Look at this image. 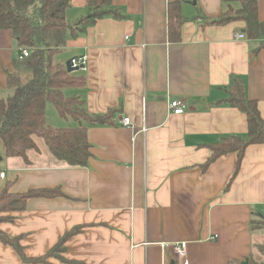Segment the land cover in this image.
Instances as JSON below:
<instances>
[{
	"label": "crops",
	"instance_id": "crops-1",
	"mask_svg": "<svg viewBox=\"0 0 264 264\" xmlns=\"http://www.w3.org/2000/svg\"><path fill=\"white\" fill-rule=\"evenodd\" d=\"M90 1H71L65 19L74 29ZM179 1L188 21L175 43L169 40L168 8ZM188 2L113 0L123 18L106 16L69 34L65 59L54 64L66 68L67 61L87 55L89 67L75 72L84 75L85 86L63 94L83 99L91 116L112 118L91 126L63 119L47 104L48 125L87 128L93 153L87 166L59 161L39 137L27 160L7 156L3 144L0 192L8 186L15 194L62 193L32 198L24 211L3 214L15 219L0 223V230L21 237L26 257H43L78 227L82 232L68 238L64 260L53 257L48 264H172L173 245L185 242L189 264H244L261 255L256 246L264 245V230L252 231L251 221L264 216V144L247 147L230 187L236 154L202 167L212 143L247 135L246 114L225 103L233 79L243 81L264 119V50L255 54L258 41L237 39L245 34L242 21L204 25L222 17L224 1ZM258 15L264 22V0ZM20 49L11 31H0V98L8 92L5 71L13 70ZM170 100H184L188 109L172 114ZM123 114L133 127L118 122ZM0 264L28 263L0 243Z\"/></svg>",
	"mask_w": 264,
	"mask_h": 264
},
{
	"label": "trees",
	"instance_id": "trees-1",
	"mask_svg": "<svg viewBox=\"0 0 264 264\" xmlns=\"http://www.w3.org/2000/svg\"><path fill=\"white\" fill-rule=\"evenodd\" d=\"M72 0H0V31L9 30L15 36L17 44L30 51L27 58H18L13 63V70L5 71L7 80L6 98H0V139L3 141L5 154L9 157H23L27 152L38 148L34 139H43L56 159L70 166H87L93 157L92 145L87 137V128H54L47 124L46 106L53 103L64 119L71 117L75 121H85L91 126L108 125L112 113L108 115H89L81 98L66 97L65 88H81L86 84L83 74H69L65 66L54 64L53 59L62 52L69 34L84 31L91 24L106 16L115 19L123 14L113 7V0H91L89 13L80 19L74 27L65 19L66 11L72 6ZM226 4L222 17L206 19L204 25L224 26L231 22L242 21L248 40L258 41L253 53L264 50V22L259 17V0H222ZM238 5V7H237ZM188 21L182 14V2H172L168 8V32L171 42H180L182 26ZM225 103L244 112L248 118L246 136L230 135L212 143L208 147L211 155L203 165L207 170L213 162L228 154H236V169L229 182V187L239 173L247 147L264 144V119L261 117L258 103L247 98L246 89L241 79H233L228 88ZM228 188V187H227ZM62 196L58 189H36L27 193L15 194L9 187L0 192V223L12 222L15 216H4L9 212L20 213L26 209L32 198H51ZM252 231L264 230V216L258 215L251 221ZM78 227L67 232L59 242L38 259L26 257L21 237H13L0 230V243L11 246L23 262L28 264H48L47 260L58 257L66 251L68 238L82 232ZM264 255V245L256 246ZM248 264H264L249 257ZM230 264H242L232 261Z\"/></svg>",
	"mask_w": 264,
	"mask_h": 264
},
{
	"label": "built area",
	"instance_id": "built-area-1",
	"mask_svg": "<svg viewBox=\"0 0 264 264\" xmlns=\"http://www.w3.org/2000/svg\"><path fill=\"white\" fill-rule=\"evenodd\" d=\"M169 1H176V0H169ZM237 39H246V35L241 33L237 36ZM20 54L19 58L24 59L29 57L30 51L27 49H20ZM71 64L72 68L81 72H87L88 71V56L87 55H82V56H77L76 58L71 59ZM168 109L172 114L175 115H182L186 112L188 109V105L184 100H170L167 103ZM118 122L122 126L126 127H133V123L130 120L128 116L119 115L118 116ZM1 178H5V174L1 173L0 174ZM164 248L165 246L162 245ZM173 253H174V261L176 260L179 264H189V253H188V244L187 242L185 243H178L173 245ZM175 261V262H176Z\"/></svg>",
	"mask_w": 264,
	"mask_h": 264
},
{
	"label": "rangeland",
	"instance_id": "rangeland-1",
	"mask_svg": "<svg viewBox=\"0 0 264 264\" xmlns=\"http://www.w3.org/2000/svg\"><path fill=\"white\" fill-rule=\"evenodd\" d=\"M63 59H65V56L62 53H60V54H58V55H56L54 57L53 62L54 63H60ZM69 92H70V89L65 90V93H69ZM4 97L6 98V96H4ZM49 106L52 107L56 111V113H57V109L55 108V106H54L53 103H49ZM1 149H3V142H2V140H0V150ZM258 256L259 255H257V257L255 259L258 262H260V261H263L264 262V255L261 254L259 257Z\"/></svg>",
	"mask_w": 264,
	"mask_h": 264
},
{
	"label": "water",
	"instance_id": "water-1",
	"mask_svg": "<svg viewBox=\"0 0 264 264\" xmlns=\"http://www.w3.org/2000/svg\"><path fill=\"white\" fill-rule=\"evenodd\" d=\"M188 3H192L193 5L196 4L195 0H192V2H188ZM65 64H66V71L69 74H73L77 72V70L72 68L71 60L67 61ZM172 264H176L175 261H172ZM244 264H248V260H246Z\"/></svg>",
	"mask_w": 264,
	"mask_h": 264
}]
</instances>
